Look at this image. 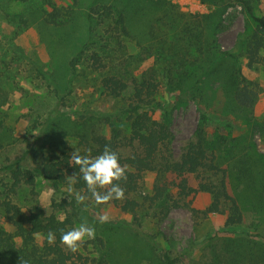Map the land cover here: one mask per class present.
<instances>
[{"label":"trees","instance_id":"obj_1","mask_svg":"<svg viewBox=\"0 0 264 264\" xmlns=\"http://www.w3.org/2000/svg\"><path fill=\"white\" fill-rule=\"evenodd\" d=\"M17 1L29 3L30 0ZM41 1L47 6L40 11V24L43 26L61 27L72 24L77 15L76 8L81 5V0H72L73 4L68 7L60 6L55 0ZM199 1L211 12L198 16L197 22L190 20L184 23L180 29H177L175 26L177 22L174 21L170 28L177 35L172 38L169 49H165L164 45L160 47L162 52L167 50L172 56L171 63L163 68L164 81L159 79L157 68L152 66L140 76L131 79L129 102L124 103L119 109L102 111L87 108L76 112V118L70 121L72 125L69 129V135L75 139V147L71 146L65 136L48 134L49 128L56 121L69 120L67 112L61 108L66 106L65 99L71 91V83L77 68L87 57L90 69L100 73L99 85L103 92L114 99L124 100V95L130 89L128 79L117 72L103 71L107 67V60L100 50L93 48L100 41L98 34L101 33L98 29L102 25H107L102 34L117 40L118 43L122 37H132L133 22L127 8H134L128 4L136 2L91 0L88 10L83 11L88 23L87 38L64 65L62 81L51 71H44L37 63H33V69L47 82L56 105L39 125L45 132L37 137L38 143L34 146L29 145L24 157L0 165V176L7 180L2 181L0 212L10 228L7 229L0 224V264H19L20 257L28 264H110L105 252L106 243L102 237L95 236V239L86 241L75 254L67 251L60 243L61 232L74 228V219L78 214L75 199L54 202L51 212L39 204L24 209L16 200L23 188H30L34 192L38 173L53 182L56 187L68 185L67 177L77 173L73 188L76 191L85 189L79 169L75 165H70V154L74 149H79L81 155L94 158L100 155L105 147L115 151L120 164L126 166L127 180L120 182L125 192L124 199L109 202L124 213L132 215L131 225L120 223L124 228L139 230L142 227L143 211L141 214L139 212L144 210L143 207L146 205L150 209H158L163 220L175 209L189 210L196 220L220 214L225 216L224 224L209 238L202 248L200 258L190 260L188 264H264V233L259 231L258 226L254 228L253 233L245 229L244 208L238 197L231 194L228 189L230 164L225 165L219 161L216 151L209 146L204 128V125L217 124L232 129L235 125L226 119L215 118L206 112L201 113L202 126L196 129L193 138L182 148L179 156H176L173 150L175 134L170 114L166 111L161 112L162 106L158 101L162 85L169 90L172 87L184 88L186 85V92H192L199 88L202 78L206 77L219 61L228 59L233 63L228 75L233 103L243 109H252L256 103L257 92L246 84L247 79L241 71L238 55L217 48L214 45L216 41L210 40L214 34L210 35L209 27L203 23L211 18L223 17L230 7L238 3L253 23V29L244 44L247 67L252 69L254 66H264V16L256 14L250 0ZM154 4L160 6L162 1L157 0ZM40 5L42 6L41 3ZM133 10H139V6ZM166 19L167 15L163 13L157 20L167 26ZM28 21L21 19L19 24L26 28ZM151 34L152 37L155 35L154 30ZM20 51L15 47L16 54H21ZM194 54L198 57L192 61L191 57ZM115 61L117 59H111V65ZM201 61L208 63L204 71L197 72V75L202 77L189 85L196 77V73H192V67L194 63L196 65ZM6 95V92L0 89L1 106L7 102ZM3 123L1 119L0 128ZM1 141L0 135V149L3 148ZM233 146L234 149L239 148L240 143H234ZM244 150L248 154L241 155L233 163L238 166L239 178L245 180L250 189V198L255 200L253 203L256 211L264 213V164L259 165L262 161L260 158L264 156L253 153L254 145ZM254 155L260 157L258 161L252 158ZM26 156H29L34 167H24L23 161ZM234 157L232 156V159ZM204 173L219 178L216 180L211 179L212 176L206 178L202 176ZM148 174L154 175V181L152 188L143 195L144 178ZM191 176L201 179L197 187L191 184ZM199 193H208L211 196V203L204 211L193 207L194 198ZM68 207H72L74 212L68 213ZM62 212L66 215L64 219L60 216ZM49 231L56 234L53 245H49L46 240ZM145 238L153 248L160 247L154 235L146 234ZM89 245L93 246V250L89 249ZM170 254L161 253L159 264H177L179 259L172 258Z\"/></svg>","mask_w":264,"mask_h":264},{"label":"rangeland","instance_id":"obj_2","mask_svg":"<svg viewBox=\"0 0 264 264\" xmlns=\"http://www.w3.org/2000/svg\"><path fill=\"white\" fill-rule=\"evenodd\" d=\"M55 1L64 7L73 4L72 0ZM133 1L136 3L130 2L128 5L134 8L139 6V10L127 8L133 22L132 37H122L121 42L118 43L117 40L102 34L107 28V25H102L98 29L101 33L98 34L100 41L93 48L100 50L107 60V67L103 71L123 75L128 79L130 89L124 95V100L107 96L99 85L100 73L90 69L87 57L77 68L71 83V91L65 99L66 106L61 108L67 112L69 120L54 122L48 132L50 135L56 133L65 136L72 147H75V139L69 135V129L72 125L70 121L76 118V112L87 108L102 111L119 109L124 103L129 102L128 98L132 90L131 79L140 76L152 66L157 68L159 79L163 82V68L171 63L172 56L167 50L162 52L160 47L164 45L165 49H169L172 38L177 35L172 32L170 26L176 21L175 26L180 29L184 23L190 20L197 22L198 16L211 12L199 0H161L160 6L154 4L157 0ZM250 1L256 14L264 16V0ZM90 2L91 0H81V5L76 8L77 15L74 22L57 27L40 24V11L47 7L41 0H30L29 3L0 0V89L7 94L6 104L0 105V120L4 121L0 128L3 144V148L0 149V165L24 157L28 146L36 145L37 137L44 134L45 130L39 125L54 108L56 100L47 82L33 69V63H37L44 71H51L56 77L59 76V80L62 79L65 73L64 65L87 38L88 23L83 11L88 10ZM163 13L167 15V26L157 20ZM21 19L29 20L26 28L19 24ZM211 19L203 23L209 27V34H214L210 40H215L214 45L220 50L238 55L241 71L247 79L246 84L255 89L258 95L254 107L243 109L233 103L228 83V75L233 63L228 59L219 61L213 70L211 69L210 73L202 78L199 88L192 92H186V85L184 88L172 87L171 90L162 85L158 101L162 106L161 112L166 111L170 114L175 134L173 150L176 156H179L182 148L193 138L196 129L202 126L201 113L206 112L215 118L226 119L235 125L232 129L217 124L204 125V128L209 146L216 151L219 161L225 165L230 164L228 189L231 194L238 197L244 208L245 229L253 233L254 228L258 226L259 231L264 233V213L256 211L253 203L255 200L250 198V189L246 181L239 178L238 166L233 163L241 155L248 154L244 148L250 145L255 147L253 153L264 156V66H254L252 69L247 67L244 44L253 29V23L238 3L230 7L223 17ZM152 30L155 32V37H152ZM101 37L104 39L101 40ZM15 47L21 50V54L15 53ZM197 57L194 54L191 60ZM111 59L117 61L111 65ZM207 64L202 61L196 65L194 63L192 73H196V77L189 85L202 77L197 75V72L204 71ZM238 142L239 148L234 149V143ZM232 156L235 157L232 159ZM252 158L258 161L260 157L254 155ZM260 160H262L259 164L261 166L264 164V157ZM23 165L34 167L29 156H26ZM202 176L206 178L212 176L211 179L215 180L218 177L207 173ZM36 177L34 192L26 187L21 189L16 197L17 202L24 209L39 204L46 211L51 212L54 202L75 199L74 194H69L67 191L68 185L56 187L41 174H36ZM0 178L1 199L2 181L7 182V180L2 176ZM153 181L154 175L145 176L143 195L152 188ZM200 181V178L191 176V184L194 187H197ZM210 203V194L199 193L194 198L193 207L204 211ZM77 206L78 214L74 219V227L84 220L95 227V236L102 237L106 243L105 252L110 264H150L151 262L159 264L158 260L163 252H169L172 258H178L177 264H188L190 260L200 258L202 248L225 222V216L220 214L196 220L187 209L171 210L163 220L158 209H150L146 205L143 207L144 210L139 212L141 214L143 211L142 227L133 230L120 225V223L131 225L132 215L124 213L113 205L97 206L94 201L86 200L84 205L77 204ZM85 207L87 211L84 210ZM67 212L72 213L74 210L68 207ZM104 214L109 216V221L100 224L98 216ZM60 216L64 219L66 215L62 212ZM0 224L10 229L1 212ZM146 234L154 235L160 247L153 248L145 238ZM89 249L93 250V246L89 245Z\"/></svg>","mask_w":264,"mask_h":264},{"label":"clouds","instance_id":"obj_3","mask_svg":"<svg viewBox=\"0 0 264 264\" xmlns=\"http://www.w3.org/2000/svg\"><path fill=\"white\" fill-rule=\"evenodd\" d=\"M70 165H75L79 169L85 189L76 191L73 185L76 183L77 173L67 177L69 194H74L78 205H84L85 201L91 199L97 206L107 205L113 200L124 199L125 192L120 186L121 181H126V166L119 162V156L109 147H105L100 155L90 157L81 155L79 149H74L70 154ZM87 211V207L84 208ZM100 224L107 223L109 216L99 215ZM95 227L84 220L78 226L68 231H62L60 243L67 251L75 254L87 241L95 239ZM47 243L53 245L56 241V234L49 231L46 236ZM19 264H28L20 257Z\"/></svg>","mask_w":264,"mask_h":264}]
</instances>
